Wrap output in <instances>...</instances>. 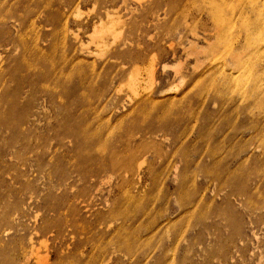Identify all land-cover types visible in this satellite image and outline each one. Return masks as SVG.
Instances as JSON below:
<instances>
[{"label":"rangeland","instance_id":"rangeland-1","mask_svg":"<svg viewBox=\"0 0 264 264\" xmlns=\"http://www.w3.org/2000/svg\"><path fill=\"white\" fill-rule=\"evenodd\" d=\"M0 264H264V0H0Z\"/></svg>","mask_w":264,"mask_h":264},{"label":"bare ground","instance_id":"bare-ground-1","mask_svg":"<svg viewBox=\"0 0 264 264\" xmlns=\"http://www.w3.org/2000/svg\"><path fill=\"white\" fill-rule=\"evenodd\" d=\"M247 6H249V7H254V6H256V5L248 3ZM213 18L216 19V12H215V11H214V14H213ZM213 154H215V153L212 152V155H213ZM178 174H179V173H178Z\"/></svg>","mask_w":264,"mask_h":264}]
</instances>
